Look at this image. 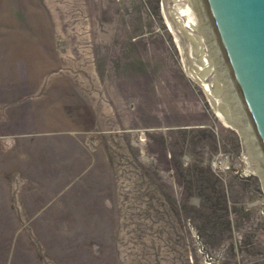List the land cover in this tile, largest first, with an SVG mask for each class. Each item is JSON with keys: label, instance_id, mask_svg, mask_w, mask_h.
<instances>
[{"label": "rangeland", "instance_id": "rangeland-1", "mask_svg": "<svg viewBox=\"0 0 264 264\" xmlns=\"http://www.w3.org/2000/svg\"><path fill=\"white\" fill-rule=\"evenodd\" d=\"M196 8L0 0V264H264V156L217 38L260 157L166 24Z\"/></svg>", "mask_w": 264, "mask_h": 264}, {"label": "water", "instance_id": "water-1", "mask_svg": "<svg viewBox=\"0 0 264 264\" xmlns=\"http://www.w3.org/2000/svg\"><path fill=\"white\" fill-rule=\"evenodd\" d=\"M203 4L264 156V0H203Z\"/></svg>", "mask_w": 264, "mask_h": 264}, {"label": "bare ground", "instance_id": "bare-ground-1", "mask_svg": "<svg viewBox=\"0 0 264 264\" xmlns=\"http://www.w3.org/2000/svg\"><path fill=\"white\" fill-rule=\"evenodd\" d=\"M191 4L196 8V3L198 7L201 10V13L197 14V8H196V14L192 19H189L185 23H180L179 18L182 13L187 14V11H175L174 9H169L167 12H165V20L166 24L169 28V31L172 32L175 35V40L180 48L181 54H182V61L184 63V68L188 75L195 79L197 82L202 84L205 88L207 93L209 94L210 101L212 105L217 106L219 109V106L226 105L228 109H230V112L227 111V114H222L221 112H218V116L226 123L231 122V124H234V126L237 127L240 132L242 131L245 136L249 135V140L253 143V149L256 150V143L254 138H252V134L249 133L250 128H248L247 123L243 121V117H240L237 111H235L237 108H235V105L233 101L231 100L230 96V90L232 87L229 84V82L225 81V73H224V62L220 55V50L216 46L217 42L215 40V33H210V23L208 24L209 20L206 12L202 8V0H194L196 3L194 4L193 0H190ZM204 7V6H203ZM205 12V13H204ZM201 14L203 18L201 17ZM175 25H179V30L175 28ZM204 29V30H203ZM207 29V30H206ZM212 29V28H211ZM204 31L205 35H196L193 32L194 31ZM209 35L205 32H208ZM202 31V32H203ZM191 33V34H190ZM186 40H191L196 47L197 52L195 51L193 57V61L190 62L188 60V56L185 54L184 51V44ZM224 57V56H223ZM214 74V79L212 81L209 79L206 80L207 76L210 74ZM228 77V76H227ZM213 86V90H210V87ZM217 88V89H216ZM220 89L222 90L223 94L220 93ZM210 91V92H209ZM216 95H220L218 98H216ZM234 98V97H233ZM219 99V101H217ZM226 99V101H225ZM235 108V110H234ZM221 110V109H219ZM231 110L233 111V114L231 115ZM242 116V115H241ZM244 122V124L242 123ZM236 123L240 126H237ZM241 124L243 127H241ZM251 137V138H250ZM257 156L260 157V153ZM261 171L264 173V168L261 169Z\"/></svg>", "mask_w": 264, "mask_h": 264}]
</instances>
